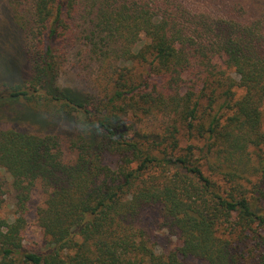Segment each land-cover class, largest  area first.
<instances>
[{
  "label": "trees",
  "instance_id": "trees-1",
  "mask_svg": "<svg viewBox=\"0 0 264 264\" xmlns=\"http://www.w3.org/2000/svg\"><path fill=\"white\" fill-rule=\"evenodd\" d=\"M1 1L0 116L32 128L0 125V264H264V1ZM67 63L92 91L60 84ZM152 207L181 245L155 249Z\"/></svg>",
  "mask_w": 264,
  "mask_h": 264
},
{
  "label": "rangeland",
  "instance_id": "rangeland-1",
  "mask_svg": "<svg viewBox=\"0 0 264 264\" xmlns=\"http://www.w3.org/2000/svg\"><path fill=\"white\" fill-rule=\"evenodd\" d=\"M192 4H198L203 2L204 0H189ZM264 1V0H263ZM258 3L259 0H258ZM4 4L0 0V51H4L2 56H0V76L3 74L4 69L8 67V62L6 60L9 57V53L11 50V38L6 32L5 26L7 24V12L4 10ZM9 51V53H8ZM24 60H21V65L23 67ZM60 75V84L64 87H71L76 89L82 93H89L90 90L94 89V76L84 70H79L74 67L71 63H67L62 69ZM263 113H264V105H263ZM174 120H168V117L163 115H152L148 117H144L142 120L138 121L136 127L142 131H160L164 127H169L173 124ZM18 125L22 127H27L29 124H20L12 119V117L0 116V125ZM32 128L31 124L29 126ZM264 130V121L262 124ZM180 146L184 147L189 143H194L197 146L201 147L203 141H199L196 139H189L185 135V131H182ZM264 153V144L261 145V151ZM115 161V159H114ZM207 170V165L204 167ZM209 173L208 171H206ZM42 200V193L40 190H35L32 196L31 201V213L29 215V224L26 228L25 232V240L24 243L28 249L31 250H42L44 247L45 236L43 230L36 224L35 222V211L37 205ZM14 211L13 201H8L5 203L3 210L1 211L2 217H12V213ZM143 224L148 230L150 241L158 252H167L171 249H174L176 246L182 244L179 236L173 233L164 225V218L161 214V210L159 207H152L146 210L143 214ZM201 260L198 259H189L188 264H201ZM250 264H254L251 263Z\"/></svg>",
  "mask_w": 264,
  "mask_h": 264
}]
</instances>
